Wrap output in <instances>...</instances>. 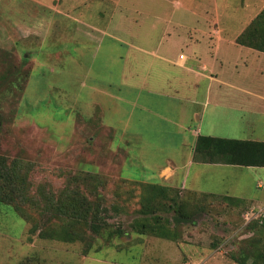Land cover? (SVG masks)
<instances>
[{
  "label": "crops",
  "instance_id": "1",
  "mask_svg": "<svg viewBox=\"0 0 264 264\" xmlns=\"http://www.w3.org/2000/svg\"><path fill=\"white\" fill-rule=\"evenodd\" d=\"M257 1V6L255 1L254 5L259 7V13L264 8V3L262 0ZM63 2L66 3L67 0H57L55 4H63ZM113 2L114 5L125 6L123 17L120 19L123 21L116 26V31H120L127 38L138 39V43L123 42L106 31H100L101 29H97L99 31L84 29L82 18L84 0L75 1L77 26L73 32L64 22L66 16L67 18L69 16L64 15L62 10L51 7L52 0H0V14L2 13L6 19L11 14L13 22H17L12 23L13 28L10 30L0 26V49L5 51L7 45H17L18 40L26 41L28 49L23 59L27 62L28 85L39 84L44 92L34 102L40 108L36 115L23 116L19 111L20 102L14 120L18 122V126L24 124L22 126L33 128L38 136L44 138V146L54 150V153L59 151L57 153L61 157L70 154L71 150L81 144H86L96 152L89 157L92 158L90 162L84 163L91 164L97 169L105 168L98 154L100 150H105L106 158H103L107 168H105V177L109 183L123 181L124 193L132 189L134 182H140L164 188L166 193H173L179 199L188 198L191 204L199 199L203 200L199 205L205 210L198 212L192 218H174L175 216L170 218L165 215L172 222L170 227L179 229L189 227L195 232L198 229H205L199 231L198 237L188 241L153 238L167 241L164 242L167 247L157 251L159 260L171 261V264L175 262L186 264L189 256L175 245L181 242L207 245V217H209L207 214L212 212L209 207L214 206L210 200L225 201L221 205L222 211L217 212L219 221L213 222L214 225L218 223L221 227L231 226V216L240 214L244 221L246 212L264 206V184L260 181L264 175L262 172L264 167L202 162L194 158L195 143L199 136L264 142V126H255L254 135L246 139L234 137L239 136L238 134L243 131L244 112L248 111L264 117V52L237 44L236 38L241 32L234 38H227V35H219L220 32H217L216 39L211 40L210 9H207V17L206 13L202 17V13L189 7L190 3L194 4L190 0ZM23 4L27 6L22 7ZM9 5L13 7L9 9L7 7ZM16 5L19 7L14 8ZM79 8L81 13H78ZM113 11H115L114 7ZM162 12L165 18L161 17ZM20 16L26 17L23 25L15 21ZM146 16H153L154 20L163 21L164 28L157 34V37L160 34L163 36L161 41H151L152 35L156 33L155 25H152L151 29L143 28L142 19ZM195 17L207 21V31L202 29L196 31L201 38L207 36L206 49L198 50L197 46H193L192 55L184 54L185 59L180 60L181 51L173 56L169 52L170 48L164 46L163 42H167L169 40L167 37L170 36L178 39L181 33L189 31L191 28L186 22ZM5 18L0 17V22L5 21ZM70 19L72 20V17ZM100 32L108 37L107 43L114 46L117 41L130 50L151 54L159 61V65L156 64L157 69L167 70L168 67L173 66L176 67L175 72L172 71V75L149 79L147 74L150 73L147 67L138 72L129 60L131 53H127L128 61L124 57L120 76L117 79L91 78L92 67L100 48L105 43V40H97L96 34ZM14 36L18 40L14 39ZM172 41L169 40L168 44L174 43ZM186 42L187 40L183 41V44ZM66 44L67 47L68 44L74 45L76 55L81 57L83 62L85 49L92 46L94 50L90 64H81L83 76L79 80V93L76 94L75 100H70L71 103L66 97L63 98L67 96L66 91L50 97L51 88L56 89V87L55 85L52 87L44 76L48 63L51 60H60L61 55L66 54ZM13 54H15L12 55L13 59L20 61L25 51L22 53L14 49ZM77 56L76 61L80 60ZM0 62L4 60L1 59ZM251 64L254 67V75L245 76L244 69ZM10 76L13 77V74ZM150 81L153 87L148 88ZM10 85L14 86V83ZM51 105L54 106V113ZM100 129L102 133L99 132ZM150 148L167 149V152L161 156L160 163H158L159 158H156L157 163L155 159L151 161L154 163L153 170L147 168L149 162L140 161L146 167L143 166V174L137 178L130 170V166H127V162L131 164V161L136 160L135 151H139L140 159L146 158L142 156H148L146 150ZM70 156L71 154L67 157ZM235 169H239L237 173ZM92 174L99 173L92 172ZM68 177V172H65L61 179L67 180ZM236 184L242 187L240 191L230 189ZM113 187L111 183L110 188ZM217 204L220 206V203ZM157 240L156 244L159 242ZM146 253L150 252H142V258H145ZM157 254L152 251L149 256H157Z\"/></svg>",
  "mask_w": 264,
  "mask_h": 264
},
{
  "label": "rangeland",
  "instance_id": "2",
  "mask_svg": "<svg viewBox=\"0 0 264 264\" xmlns=\"http://www.w3.org/2000/svg\"><path fill=\"white\" fill-rule=\"evenodd\" d=\"M75 1L67 0L66 3L55 4L57 0H52L53 3L51 4V7L60 11L62 10L64 15L69 16V18L66 16L64 22L67 23L68 29L72 30L71 32L77 26ZM113 1L84 0L85 4L82 7L83 28L96 31H99L97 29H101L100 31H106L123 42L133 43L135 41L138 43V39L127 38L120 31H116V26L123 21L120 19L123 17L125 6L123 4L114 5ZM191 1L194 4L190 3L189 7L195 8L196 11L202 13V17L205 16V13L207 17V9H210L212 15V21L209 22L211 40L216 39L217 32H220L218 33L219 35H227V38H234L255 18L259 10V7H256L257 0H254L256 6L253 0ZM262 3H264V0H262ZM26 6L25 4L22 5V7ZM7 7L11 9L13 6L9 5ZM18 7L19 5H16L14 8ZM113 7L115 11H113ZM78 13H81L80 8ZM21 14L25 15L26 12H21ZM0 17L5 18L2 16V13ZM71 17L72 20L70 19ZM109 17L113 18L109 19ZM161 17L165 18L163 12ZM12 19V15H8L7 19H4L5 21L0 22V26L10 30L13 28L12 23H17L13 22ZM25 19V16H20L15 21H19L23 25L22 23H25ZM159 20H154L153 16H146L142 19L144 29H151L152 25H155L156 33L151 37V41L154 42L157 40L161 41L163 38L161 34L157 37V34L161 33L164 28L163 21ZM166 22L168 21L166 20ZM78 23H80L79 20ZM186 24L191 28L189 31H186L187 33H181L178 39L173 36L167 37V39L174 41L172 44H168L169 40L163 42L164 46L170 48L169 52L173 56H176L180 51V54L192 55L191 49L194 50L193 46H197L198 50L206 49L207 36L201 38L196 31L201 29L207 31V21L203 20V18L195 17L188 20ZM96 35L97 40H105V43L100 48L97 60L92 67L91 78L104 80L108 78L117 79L120 76L124 57L128 61L127 53H131L129 60H131L133 67L138 72L145 66L147 67L146 69L150 73V75L147 74L149 79L156 78V76L161 77V75H172V71L175 72L176 70V67L173 66L168 67L167 70L157 69L156 66L159 65V61L153 55L130 50L126 45L117 41L113 46L111 43H107L108 37L102 32ZM14 39H17V37L14 36ZM185 40L187 42L183 44ZM98 45L100 46L99 43ZM14 49L22 53L25 51L20 61L13 59L12 55H15L13 54ZM27 49V42L22 40H18L17 45H7L5 51L0 49V60H4V62H0V156L8 159L15 158L21 165L29 169L30 189L28 196L32 200V202L30 201L22 205L29 215L28 221H23L19 218L10 205L0 203V264H171V261L159 260V255L157 254L159 249L167 247L164 244L167 241L156 239L159 241L156 244L153 236H137L131 231V222L134 219L151 213V207H148L145 197L139 193L141 191L138 185H133L132 191L124 196L121 189L113 188V191L110 185L107 186V182L104 183V190L99 191L96 187V185H99L97 180L93 179L90 182L80 180L82 179L81 172L83 173L86 170L98 172L100 176L105 177L107 169L106 162L103 159L106 158L105 150H100L98 154L100 162L106 169H97V167L91 164L84 163L90 162L92 158L89 157L96 152V150L88 148L89 146L87 147L86 144H81V146L71 150L70 157H67L70 154L61 157L58 154L59 151H57L58 153H54V150H49L44 146V138L41 135L38 136L33 128L22 126L24 124L18 126V122L14 120L18 104L21 102L19 111L20 113L22 112L23 116H34L40 109L34 102L44 93L41 85L32 83L28 85L27 62L23 59L26 57ZM65 50L66 54L61 55L60 60H51L48 63L44 76L48 80V83L52 84V87L54 85L56 87V89L51 88L49 96H58L66 91L67 96L63 98L66 97L69 103H71L70 100H75L76 94L79 93V80L83 76L81 64H90V57L94 50L92 46L85 49L84 62L81 61V57L76 55L73 44H68ZM76 56L80 60L76 61ZM173 56L172 59H174ZM253 71L254 67L251 64V66L244 69L245 76L252 77L254 75ZM12 74L13 77L10 76ZM59 81H61V84H59ZM11 83H14V86L10 85ZM147 87H153L151 81ZM104 104L108 106L106 103ZM52 106V113H54V106ZM57 109H59L58 106ZM76 110L78 111L79 108ZM242 115L244 117L242 123L243 131L238 134L239 136L234 137H245L246 139L254 135L253 128L255 126H264V117L254 115L248 111ZM55 130H59V128H55ZM99 132L102 133V129ZM146 152L148 156H142L146 158L140 159L138 156L139 151H135L136 160L131 161V164L127 162V166H130V170L135 173L137 178L143 174V166H145L140 161L149 162L147 168L153 170L154 163L151 161L155 159V163H157L156 158H159L158 163H160L162 161L161 156L167 152V149L150 148ZM238 170L235 172L237 173ZM65 172H68L72 179L75 176H79L80 179L71 181L72 183L62 180L61 177L64 176ZM92 172H90V176ZM97 176L91 177L97 178ZM260 181L264 184V175ZM65 185L71 188H68L69 192H78V198L83 204V209L88 208L90 211L89 216L94 212L97 216L96 221L99 225L103 226L101 231L98 234H94L88 230L84 222H81L79 227L82 229V237L69 242L39 238V230L30 233L29 230L33 227L47 228L51 223H59L57 220L47 222L50 214L46 210L41 212V209L50 198H57L63 188H65ZM230 189L240 191L242 187L236 184L234 188L231 187ZM37 191L42 194L44 202L37 195ZM210 201L214 203L215 207L211 206L212 212L207 214L209 215L207 217V245L205 243L198 245L181 242L175 246L185 255L189 256V261L186 264H237L232 258L241 256L240 252L245 245L244 241L252 237L247 238L248 232L244 228L245 225H240L242 223L240 214L231 216V226L221 227L218 223L214 225L213 222L219 221L218 211H222L223 207L221 205L225 201L221 199H212ZM217 203H220L221 207ZM172 208L174 206L168 208L167 205H163L157 209V214L164 220H168V217H173ZM162 211H165V213H160ZM169 229L172 231L171 238L178 240L185 239L187 241L195 239V237H198L199 231L205 230L198 229L195 232L190 230L189 227H184L183 229H179L178 227L172 229L169 227ZM118 231H121L122 234L117 235L116 232ZM132 238L133 240H131ZM111 248L116 249L112 250ZM152 251L153 253L156 252L157 256H149ZM142 252L150 253H146L145 258H142ZM155 258L156 260H154Z\"/></svg>",
  "mask_w": 264,
  "mask_h": 264
},
{
  "label": "trees",
  "instance_id": "3",
  "mask_svg": "<svg viewBox=\"0 0 264 264\" xmlns=\"http://www.w3.org/2000/svg\"><path fill=\"white\" fill-rule=\"evenodd\" d=\"M236 43L264 52V8L237 36ZM194 156L196 160L202 162L224 163L245 167H264V142L216 139L199 136L195 143ZM28 171L29 169L21 165L15 158L8 159L0 156V203L10 205L17 216L23 221H28L29 215L23 209L22 205L30 201L32 202L28 196L30 189ZM81 174L82 179L79 176H75L73 179L69 176L65 181L73 182L80 179L90 182L94 179L99 183V185H96L99 191L104 190L105 182H107V186L112 183L114 185L113 188L121 189L124 196L134 188L132 187L130 191H125L124 193L123 181H112L109 183L108 179L100 176V174H95V176L98 175L97 178H92L91 176L94 175L91 174L90 176L89 172H81ZM133 185L139 186L141 191L139 193L145 197L148 207H151V213L140 216L131 222V231L137 236L150 235L153 237L171 238L172 231L169 227L172 225L170 220H164L157 214V209L163 205H167L168 208L174 206L172 208L174 218L189 219L197 215L198 212L205 210L199 205V203H203L201 199L191 204L188 198L179 199L173 193H166L164 188H157L155 185H146L140 182H134ZM68 188L70 187L65 185V188H63L58 197L55 199L50 198L47 204L45 202V206L41 209V212L46 210L50 214L47 222L57 220L59 223H51L47 228L33 227L29 230L30 233L39 230V238L69 242L82 237V229L79 227L81 222H84L88 230L94 234H98L101 231L103 226L101 224L99 225L96 221L97 216L94 212L89 216L90 211L88 208L83 209V204L78 198V192H69ZM37 195L44 202L42 194L37 191ZM209 209L212 211L211 207ZM177 223L178 221L175 222V224ZM242 224L244 225V221L240 225ZM263 225L264 220L260 221L255 219L244 226L248 232L247 238H252L244 241L245 245L240 252V257L236 258L232 256L234 262L237 264H264ZM170 228L176 229V227ZM116 233L117 235L122 234L121 231Z\"/></svg>",
  "mask_w": 264,
  "mask_h": 264
},
{
  "label": "built area",
  "instance_id": "4",
  "mask_svg": "<svg viewBox=\"0 0 264 264\" xmlns=\"http://www.w3.org/2000/svg\"><path fill=\"white\" fill-rule=\"evenodd\" d=\"M179 59L184 60L185 55L180 54ZM243 218H244V225L248 224L249 222L255 219L260 221L264 220V206L262 208L251 209L250 211L244 214Z\"/></svg>",
  "mask_w": 264,
  "mask_h": 264
}]
</instances>
